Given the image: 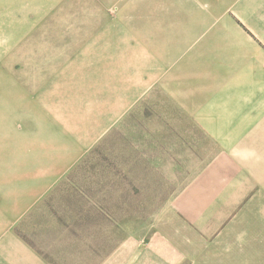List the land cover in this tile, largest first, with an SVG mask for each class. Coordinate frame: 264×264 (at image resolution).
<instances>
[{
  "label": "rangeland",
  "instance_id": "374dc122",
  "mask_svg": "<svg viewBox=\"0 0 264 264\" xmlns=\"http://www.w3.org/2000/svg\"><path fill=\"white\" fill-rule=\"evenodd\" d=\"M204 5L261 1L0 0V189L21 182L11 167L24 161L9 144L16 133L22 141L23 114L8 131L7 97L37 104L30 125L46 129L54 150L65 152L69 135L88 121L108 126L29 223L53 231L45 242L64 254L88 248L99 261L107 245L146 226L175 189L166 154L176 152L177 129L186 125L176 117L190 111L167 97V48L192 39L189 19L206 18ZM207 17L209 31L214 11Z\"/></svg>",
  "mask_w": 264,
  "mask_h": 264
},
{
  "label": "crops",
  "instance_id": "0c3cea01",
  "mask_svg": "<svg viewBox=\"0 0 264 264\" xmlns=\"http://www.w3.org/2000/svg\"><path fill=\"white\" fill-rule=\"evenodd\" d=\"M257 1L204 5L206 18L189 19L192 39L169 42L167 97L190 111L176 117L186 125L177 129L176 152L166 154L176 186L146 226L107 245L97 262L93 249L64 254L45 242L53 231L29 223L108 126L88 121L65 152L54 150L46 129L30 125L37 104L7 97L8 131L23 114L22 141L16 133L8 143L24 161L11 167L21 182L0 189V264H264V0Z\"/></svg>",
  "mask_w": 264,
  "mask_h": 264
}]
</instances>
